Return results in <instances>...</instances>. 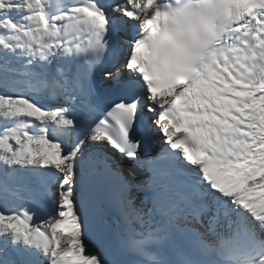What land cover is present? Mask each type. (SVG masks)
Here are the masks:
<instances>
[{
	"label": "snow or ice",
	"instance_id": "obj_1",
	"mask_svg": "<svg viewBox=\"0 0 264 264\" xmlns=\"http://www.w3.org/2000/svg\"><path fill=\"white\" fill-rule=\"evenodd\" d=\"M0 201V264H264V0H0Z\"/></svg>",
	"mask_w": 264,
	"mask_h": 264
},
{
	"label": "bare ground",
	"instance_id": "obj_2",
	"mask_svg": "<svg viewBox=\"0 0 264 264\" xmlns=\"http://www.w3.org/2000/svg\"><path fill=\"white\" fill-rule=\"evenodd\" d=\"M9 199L11 200L12 198H9ZM2 206H3V203H2V201H0V207H2Z\"/></svg>",
	"mask_w": 264,
	"mask_h": 264
}]
</instances>
